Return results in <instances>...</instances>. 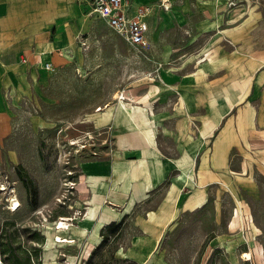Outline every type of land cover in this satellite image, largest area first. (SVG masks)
Here are the masks:
<instances>
[{
    "label": "crops",
    "instance_id": "obj_1",
    "mask_svg": "<svg viewBox=\"0 0 264 264\" xmlns=\"http://www.w3.org/2000/svg\"><path fill=\"white\" fill-rule=\"evenodd\" d=\"M126 1L131 13L145 6L154 10L160 1L170 5L174 26L189 32L184 48L200 50L183 55L179 63L189 70L173 73L169 85L121 92L123 101L100 109L96 125L104 134L102 150L96 159L81 162L79 194L89 211L61 236L75 239L67 243L71 246L82 238L89 245V231L103 222L102 241H127L116 251L118 258L154 264L150 258L180 208L197 209L212 192L231 185L256 191L253 171L264 172V36L258 39L262 25H254L260 10L245 8L246 0ZM82 8L102 19L91 13L90 0H0V53L47 39L55 22ZM153 10L143 21L147 38ZM52 54L42 55L41 68L47 61L54 64ZM7 64L15 68L17 62L10 57ZM89 163H97L93 171L86 170ZM127 223L135 233L124 228ZM65 260L85 262L84 255L71 253Z\"/></svg>",
    "mask_w": 264,
    "mask_h": 264
},
{
    "label": "rangeland",
    "instance_id": "obj_2",
    "mask_svg": "<svg viewBox=\"0 0 264 264\" xmlns=\"http://www.w3.org/2000/svg\"><path fill=\"white\" fill-rule=\"evenodd\" d=\"M160 3L149 10L153 16L146 21V47L129 44L105 20L82 8L55 22L47 39L9 55L0 53V81L5 79L0 183L7 188L0 192V264H68V253L84 255V264H139L116 256L127 243L118 238L106 237L100 245H88L82 238L79 244L51 251L45 243L49 235L59 234L55 224L62 217H74L69 222L77 225L85 216L79 194L81 162L96 159L102 150L104 134L96 125L100 109L119 101L121 92L169 85L173 73L189 70L179 63L183 55L200 50L184 48L189 32L174 26L170 5ZM246 3L245 8L260 10L254 25H262L261 39L264 0ZM50 50L53 71L39 64ZM10 57L17 62L15 68L7 64ZM240 163L236 155L234 166ZM253 172L256 191L231 185L212 192L197 209L180 208L150 258L153 263L264 264V172ZM13 197L21 202L17 211L8 208ZM124 228L135 233L131 223ZM245 252H252L253 259L244 261Z\"/></svg>",
    "mask_w": 264,
    "mask_h": 264
},
{
    "label": "built area",
    "instance_id": "obj_3",
    "mask_svg": "<svg viewBox=\"0 0 264 264\" xmlns=\"http://www.w3.org/2000/svg\"><path fill=\"white\" fill-rule=\"evenodd\" d=\"M91 1V13L97 15L98 17L105 20L107 25L113 29L116 33L121 35L129 44L136 47H146L148 45V38L144 30L143 21L144 18L149 13V7H140L136 12L131 13L127 6L126 0H90ZM166 6V5H165ZM43 68L48 71L54 70V64L50 61L45 62ZM119 101L124 100L125 96L121 93L118 96ZM71 183L75 184L72 180ZM73 184L71 186H73ZM82 209H85L82 207ZM87 209H85L84 215H87ZM84 216V217H85ZM70 219L68 221H73L74 217L67 216L62 217ZM76 219V218H75ZM67 228L73 224L68 222ZM66 228V230H68ZM56 229H62L60 227V222L56 223ZM56 242L61 243L59 236H55ZM64 239V238H63ZM68 243L75 242V239L68 238Z\"/></svg>",
    "mask_w": 264,
    "mask_h": 264
},
{
    "label": "bare ground",
    "instance_id": "obj_4",
    "mask_svg": "<svg viewBox=\"0 0 264 264\" xmlns=\"http://www.w3.org/2000/svg\"><path fill=\"white\" fill-rule=\"evenodd\" d=\"M126 97V96H125ZM215 102V101H214ZM225 105V104H224ZM226 109H228V108H226ZM101 111V110H100ZM224 112V111H223ZM73 142V141H72ZM95 162V161H94ZM97 162V161H96ZM99 164H100V162H99ZM97 165V163H89V164H85V168H86V170H88V171H93V169H94V167ZM108 166H110V165H108ZM131 169V168H130ZM103 170H105V169H103ZM185 170V169H184ZM183 170V171H184ZM101 170H97V171H95L96 173L97 172H100ZM109 171V170H108ZM187 170H185V172H186ZM94 173V172H93ZM101 173H102V171H101ZM107 173V172H106ZM91 174V173H90ZM95 174V173H94ZM98 174H100V173H98ZM103 174H105V171H104V173ZM101 176H103V175H101ZM108 176V175H107ZM184 176V175H183ZM182 176V178H184ZM92 177V176H91ZM89 183V182H88ZM189 185H191V184H189ZM97 188V187H96ZM7 188H6V186H4L2 183H0V192L1 191H4V190H6ZM94 189H95V187H94ZM10 205H9V209L11 210V211H17V210H19L20 208H21V202L19 201V199L17 198V197H13V198H10ZM97 205V204H96ZM93 206V205H92ZM94 207V206H93ZM95 209V208H94ZM101 209V208H100ZM89 211V210H88ZM100 211V210H99ZM96 212V211H95ZM117 213V212H116ZM79 214V213H78ZM93 214V213H92ZM76 217V216H75ZM68 220H70V219H67V218H61V221H58V222H60V227L62 228V229H60L59 230V234H57V236H59V240L58 241H60L61 243L58 245L57 243H56V239H55V235L56 234H51V235H49V241H48V243H47V247H46V250L47 251H50V250H54V249H56L57 248V246H63L64 244H67V236H61V233H64L65 231H66V228H67V226L69 225L68 224ZM101 221V220H100ZM57 222V223H58ZM98 222V221H97ZM88 224V223H87ZM56 225V224H55ZM73 227L76 225V224H71ZM92 225V224H91ZM103 222H99V223H96V225L94 226V227H92L91 228V230L89 231V234H91L90 236H91V239H92V243H94V244H101L102 243V236H101V234H100V231H101V229H102V227H103ZM90 227V226H89ZM56 228V227H55ZM67 229H70V226H69V228H67ZM68 232H69V230H68ZM64 238V239H63ZM88 238V237H87ZM90 242V241H89ZM91 243V242H90ZM91 243V244H92ZM242 259L244 260V261H249V260H252L253 259V253L252 252H245L244 254H243V256H242Z\"/></svg>",
    "mask_w": 264,
    "mask_h": 264
}]
</instances>
